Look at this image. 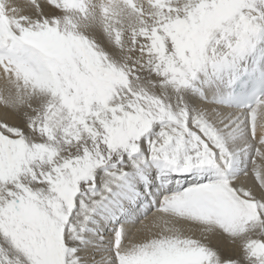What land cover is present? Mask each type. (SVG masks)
<instances>
[{
  "label": "snow or ice",
  "instance_id": "6c2138e0",
  "mask_svg": "<svg viewBox=\"0 0 264 264\" xmlns=\"http://www.w3.org/2000/svg\"><path fill=\"white\" fill-rule=\"evenodd\" d=\"M0 264H264V0H0Z\"/></svg>",
  "mask_w": 264,
  "mask_h": 264
},
{
  "label": "bare ground",
  "instance_id": "6f19581e",
  "mask_svg": "<svg viewBox=\"0 0 264 264\" xmlns=\"http://www.w3.org/2000/svg\"><path fill=\"white\" fill-rule=\"evenodd\" d=\"M211 244L214 248H217L225 256H237L239 255V250L235 246L231 245L228 237L218 236L214 237L211 241Z\"/></svg>",
  "mask_w": 264,
  "mask_h": 264
}]
</instances>
